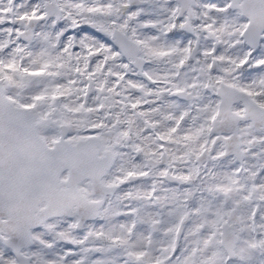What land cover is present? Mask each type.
I'll return each instance as SVG.
<instances>
[{
  "label": "snow or ice",
  "instance_id": "6c2138e0",
  "mask_svg": "<svg viewBox=\"0 0 264 264\" xmlns=\"http://www.w3.org/2000/svg\"><path fill=\"white\" fill-rule=\"evenodd\" d=\"M0 264H264V0H0Z\"/></svg>",
  "mask_w": 264,
  "mask_h": 264
}]
</instances>
